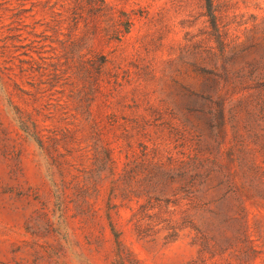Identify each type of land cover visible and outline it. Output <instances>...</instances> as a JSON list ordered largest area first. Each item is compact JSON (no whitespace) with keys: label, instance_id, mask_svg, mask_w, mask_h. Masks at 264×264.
Listing matches in <instances>:
<instances>
[{"label":"rangeland","instance_id":"rangeland-1","mask_svg":"<svg viewBox=\"0 0 264 264\" xmlns=\"http://www.w3.org/2000/svg\"><path fill=\"white\" fill-rule=\"evenodd\" d=\"M48 1L0 0V39H12L0 74V264H264V0H216L223 53L203 0H105L132 26L121 43L98 36L81 50L108 59L94 75V128L80 107V62L63 49L67 32L55 33ZM215 88L221 139L195 96ZM194 154L232 173L242 160L260 167L245 169L240 224L235 205L221 208L234 218L214 255L199 256L194 231L181 226L176 185L162 178L165 204L149 180Z\"/></svg>","mask_w":264,"mask_h":264},{"label":"trees","instance_id":"trees-1","mask_svg":"<svg viewBox=\"0 0 264 264\" xmlns=\"http://www.w3.org/2000/svg\"><path fill=\"white\" fill-rule=\"evenodd\" d=\"M203 3L205 16L210 27L209 35L219 51L223 53V38L225 35L219 26L218 5L216 0H203ZM55 5H57L56 8L52 10V6ZM49 10L55 33L60 34L62 29L67 32L64 34L66 40L64 39L61 43H68V45L64 46L63 49L72 50V52H67V55L72 57L76 55L80 62L79 72L83 74L81 78L83 76L82 79L85 81L82 82L81 89L78 92L80 107L82 108L85 105V110L82 113L86 115L87 124L89 125L91 122L93 128L97 127L90 109L95 93H98V83L97 80L94 81V75L103 74L108 59L99 52H92L93 56L90 57H87L89 54L87 52L80 53L98 36L102 37L107 43H121L132 26L131 16L127 12L114 10L105 0H56ZM10 40L12 41L9 36L0 39L3 43L0 45V74H3L4 70L7 69L2 66L4 61L2 62L1 59L9 53L7 42ZM27 57L31 59L30 62H34L30 56ZM39 65H36L39 69L44 66V64ZM55 73H57V70H55ZM209 75L208 82L214 84L219 82L214 73H209ZM110 77L113 78V85H117L116 74H112ZM195 96L199 99L197 105L200 107L196 110L210 116L211 132L215 135V138L219 137L221 139L225 133V122L223 120L225 103L222 102V99L219 101V91L215 88L214 94L210 91H203ZM215 108L219 113L218 125L213 122ZM67 137V134L63 137L65 139L64 149L70 155L74 150L66 147L71 141L69 138L67 140ZM34 139L41 143L36 136H34ZM217 145L219 146L220 143H217ZM77 151H81V149L75 150V152ZM105 153L109 158L111 157L109 148L105 150ZM248 163V161L242 160L239 162L238 172L232 173L228 165L194 154L191 157L188 156L186 160H177L175 164L171 163L168 167L163 164L157 166V180L154 177H149L156 190L160 187L156 200L165 204L170 201L164 199L165 189L168 185L162 181V178H169L171 186L176 185L173 192L175 199L170 203L178 209L181 216V226L189 227L194 231L193 241L199 248V256L218 253V248L221 246L217 238L221 237L220 234L226 231L228 221L234 218L232 215L223 214L221 208L225 204L235 205L234 210H236L235 213L237 212L235 218L239 224L242 217H245L244 201L242 200L243 192L247 186L250 185L251 187L252 184V182L248 183V174H246L245 169L254 170L255 172L260 169L254 160L250 161V167ZM159 208L168 212V205H160ZM168 227L171 230L170 234L177 236V231L180 230L177 224ZM239 233L246 238L244 230L239 228ZM202 261L204 260L202 259Z\"/></svg>","mask_w":264,"mask_h":264}]
</instances>
